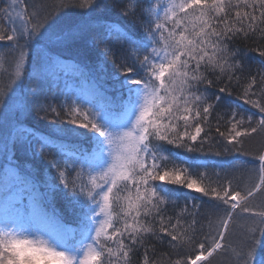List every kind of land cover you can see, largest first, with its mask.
<instances>
[{
  "label": "snow or ice",
  "instance_id": "obj_1",
  "mask_svg": "<svg viewBox=\"0 0 264 264\" xmlns=\"http://www.w3.org/2000/svg\"><path fill=\"white\" fill-rule=\"evenodd\" d=\"M254 135L264 0L0 2V264H264Z\"/></svg>",
  "mask_w": 264,
  "mask_h": 264
},
{
  "label": "trees",
  "instance_id": "obj_2",
  "mask_svg": "<svg viewBox=\"0 0 264 264\" xmlns=\"http://www.w3.org/2000/svg\"><path fill=\"white\" fill-rule=\"evenodd\" d=\"M2 2V0H0ZM118 14L117 12H113V15ZM238 46L241 50L242 53H244L243 59L246 64V71L250 70L253 74H255L256 70L261 67L259 61L260 57L256 54V52L251 51L252 48L256 47L257 44L254 40H249L248 42L244 41H239ZM109 73L112 71L111 66L109 65ZM107 83L110 85L111 80L109 79ZM212 91H215V89H212ZM247 107V106H244ZM250 111H255V110H250ZM46 121H34L33 125L40 129V130H45L46 129ZM83 131V130H81ZM264 146V136H256L254 135L251 138H248L244 144V150L249 153H256L258 150L261 149V147ZM178 151V150H177ZM192 154L188 153H181L182 157H190ZM235 155V154H233ZM212 159H216L215 157H211ZM232 158V157H229ZM238 161H244L245 165L243 167H240L235 173L236 180L241 184V187L245 185L247 182H255V180L258 178H252L250 181L249 174H248V169H251V167L254 164L258 165V161H254L251 156H238ZM41 171L43 172V168L41 167ZM168 187H176V186H168ZM185 191V190H181ZM191 195L199 197V193L192 192ZM258 199H260L258 197ZM206 197H200L199 200L196 201V203H200L201 201H206ZM180 202L181 205L183 204V196H180ZM57 207L64 211L65 216L67 219H72L71 214L67 211L66 205L63 202H58ZM207 204H205L202 208V212L207 211ZM240 224H243V221L240 222ZM238 230V229H237ZM235 238V237H233ZM166 251V249H165ZM139 257H137L138 259ZM214 264H230L229 262V257L227 254L223 255H218L217 258L214 260Z\"/></svg>",
  "mask_w": 264,
  "mask_h": 264
}]
</instances>
